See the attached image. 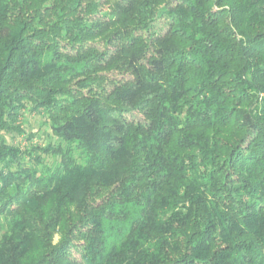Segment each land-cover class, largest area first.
I'll return each mask as SVG.
<instances>
[{
	"label": "trees",
	"instance_id": "16d2710c",
	"mask_svg": "<svg viewBox=\"0 0 264 264\" xmlns=\"http://www.w3.org/2000/svg\"><path fill=\"white\" fill-rule=\"evenodd\" d=\"M0 218V264H264V0H0Z\"/></svg>",
	"mask_w": 264,
	"mask_h": 264
},
{
	"label": "rangeland",
	"instance_id": "374dc122",
	"mask_svg": "<svg viewBox=\"0 0 264 264\" xmlns=\"http://www.w3.org/2000/svg\"><path fill=\"white\" fill-rule=\"evenodd\" d=\"M45 119L42 113H36L31 111H24L21 115L19 122L24 130V133L16 134H3L4 138L10 143L19 144L22 147L32 145H44L49 140L54 141V136L51 135L49 128L44 125L43 120ZM27 136H31L27 139ZM47 161L50 162L52 159L50 156L46 157ZM2 219L0 218V223ZM1 232V231H0ZM57 239V238H56ZM55 239V240H56Z\"/></svg>",
	"mask_w": 264,
	"mask_h": 264
}]
</instances>
